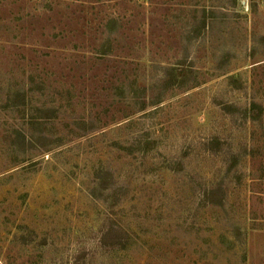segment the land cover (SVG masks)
I'll use <instances>...</instances> for the list:
<instances>
[{
  "label": "rangeland",
  "instance_id": "obj_1",
  "mask_svg": "<svg viewBox=\"0 0 264 264\" xmlns=\"http://www.w3.org/2000/svg\"><path fill=\"white\" fill-rule=\"evenodd\" d=\"M0 264H264V0H0Z\"/></svg>",
  "mask_w": 264,
  "mask_h": 264
},
{
  "label": "trees",
  "instance_id": "obj_2",
  "mask_svg": "<svg viewBox=\"0 0 264 264\" xmlns=\"http://www.w3.org/2000/svg\"><path fill=\"white\" fill-rule=\"evenodd\" d=\"M263 110L260 106L255 103H251L249 107V116L251 120H256L262 114ZM219 187V186H217Z\"/></svg>",
  "mask_w": 264,
  "mask_h": 264
}]
</instances>
